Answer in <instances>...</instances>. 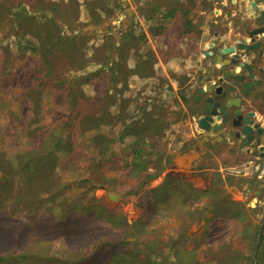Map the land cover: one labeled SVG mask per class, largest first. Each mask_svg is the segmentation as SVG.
<instances>
[{
  "label": "rangeland",
  "instance_id": "obj_1",
  "mask_svg": "<svg viewBox=\"0 0 264 264\" xmlns=\"http://www.w3.org/2000/svg\"><path fill=\"white\" fill-rule=\"evenodd\" d=\"M82 1L0 0V264H264L258 189L168 171L194 109L146 44L155 13Z\"/></svg>",
  "mask_w": 264,
  "mask_h": 264
},
{
  "label": "crops",
  "instance_id": "obj_2",
  "mask_svg": "<svg viewBox=\"0 0 264 264\" xmlns=\"http://www.w3.org/2000/svg\"><path fill=\"white\" fill-rule=\"evenodd\" d=\"M46 1L59 7L65 5V0ZM78 1L80 5L83 2ZM132 1L127 0L126 4L131 5ZM137 1L144 12L155 13L144 17L138 15V23L144 27L146 44L155 41L158 45L152 47L158 68L169 77L177 96L179 93L182 96V106L186 110L194 109L186 120L189 132L179 140L182 145L177 149L174 147L176 156L168 171L194 175L216 173L234 199L244 200L249 192L263 184L264 155L255 154L259 149L257 142L244 145L245 136L237 137L238 130L230 128L229 124L224 127L223 134L214 127L204 129L199 121L205 102L198 97L200 88L219 82L223 77L221 64L217 62L220 49L240 42L253 43L249 32L264 25L255 16V0H172L170 5L164 3L166 0ZM262 7L264 4L261 3L260 9ZM198 16L205 20L202 26L197 25ZM148 19L153 20L150 23ZM149 26H154V34ZM260 38L264 39V34L256 40ZM145 54L141 53L140 60ZM232 57L233 54L224 55V59ZM254 58L252 52L245 61L252 63ZM133 59L132 54L129 62ZM227 69L234 73L243 72L240 65H230ZM254 69L255 83L249 92L244 93L241 83H237V90L229 95L241 94L243 112H254L255 123L264 127V59L260 64H254Z\"/></svg>",
  "mask_w": 264,
  "mask_h": 264
},
{
  "label": "water",
  "instance_id": "obj_3",
  "mask_svg": "<svg viewBox=\"0 0 264 264\" xmlns=\"http://www.w3.org/2000/svg\"><path fill=\"white\" fill-rule=\"evenodd\" d=\"M264 4V0H259ZM257 13L255 16L264 24V7L260 9V5L253 3ZM264 34V25L257 27L249 32L253 43L240 42L236 46H228L220 49L217 55V62L221 64L222 79L219 82L206 84L199 89L200 101L205 102L203 116L200 118L199 124L206 130H211L213 127L216 131L224 133V127L229 124L230 128L237 129V137L245 136L244 145H251L257 142L259 149L255 154L264 155V127L254 121V112L245 114L241 109L242 96L237 94L235 97H230V92L237 90V83H241L244 88V93H248L255 83L254 64H260L264 59V39H257ZM254 52L255 58L252 63H247L245 59ZM233 54L231 59H224V55ZM230 65H240L243 72L234 73L227 68ZM241 70V69H240ZM263 70V69H262ZM238 71V69H237ZM253 80V81H251ZM264 189L263 184L256 191L257 195L262 194ZM111 199H117L113 194H110ZM264 229V215L260 221L257 240L255 243L254 253L256 255Z\"/></svg>",
  "mask_w": 264,
  "mask_h": 264
},
{
  "label": "trees",
  "instance_id": "obj_4",
  "mask_svg": "<svg viewBox=\"0 0 264 264\" xmlns=\"http://www.w3.org/2000/svg\"><path fill=\"white\" fill-rule=\"evenodd\" d=\"M157 120V119H156ZM155 120V121H156ZM153 121H154V119H153ZM134 134H137V133H134ZM74 231H71V233H70V238H76V234L75 233H73ZM73 233V234H72ZM67 237V236H66ZM263 238V237H262ZM261 238V239H262ZM0 248H1V244H0ZM18 257H32L31 255H21V256H18ZM7 259V257H5V254H3L1 251H0V262H2V261H5ZM112 264H116L114 261H113V263Z\"/></svg>",
  "mask_w": 264,
  "mask_h": 264
},
{
  "label": "flooded vegetation",
  "instance_id": "obj_5",
  "mask_svg": "<svg viewBox=\"0 0 264 264\" xmlns=\"http://www.w3.org/2000/svg\"><path fill=\"white\" fill-rule=\"evenodd\" d=\"M255 3L258 4V5L261 4V2H260L259 0H255ZM262 26H263V25H262ZM259 27H261V26H259Z\"/></svg>",
  "mask_w": 264,
  "mask_h": 264
}]
</instances>
